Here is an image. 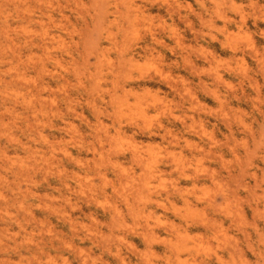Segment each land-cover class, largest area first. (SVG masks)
I'll list each match as a JSON object with an SVG mask.
<instances>
[{
	"label": "rangeland",
	"instance_id": "374dc122",
	"mask_svg": "<svg viewBox=\"0 0 264 264\" xmlns=\"http://www.w3.org/2000/svg\"><path fill=\"white\" fill-rule=\"evenodd\" d=\"M0 264H264V0H0Z\"/></svg>",
	"mask_w": 264,
	"mask_h": 264
},
{
	"label": "bare ground",
	"instance_id": "6f19581e",
	"mask_svg": "<svg viewBox=\"0 0 264 264\" xmlns=\"http://www.w3.org/2000/svg\"><path fill=\"white\" fill-rule=\"evenodd\" d=\"M257 5V4H256Z\"/></svg>",
	"mask_w": 264,
	"mask_h": 264
}]
</instances>
